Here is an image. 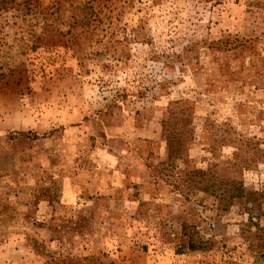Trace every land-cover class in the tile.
<instances>
[{
	"label": "rangeland",
	"instance_id": "374dc122",
	"mask_svg": "<svg viewBox=\"0 0 264 264\" xmlns=\"http://www.w3.org/2000/svg\"><path fill=\"white\" fill-rule=\"evenodd\" d=\"M0 72V264H264V0H0Z\"/></svg>",
	"mask_w": 264,
	"mask_h": 264
},
{
	"label": "trees",
	"instance_id": "16d2710c",
	"mask_svg": "<svg viewBox=\"0 0 264 264\" xmlns=\"http://www.w3.org/2000/svg\"><path fill=\"white\" fill-rule=\"evenodd\" d=\"M7 76L3 72H0V80L5 79ZM185 107L184 102H175L171 104L168 111L167 120L162 123V131L164 140L166 142L167 152L169 158L179 159L185 154V139L187 137V130L185 125L181 124L183 116H185ZM235 185V184H234ZM235 194L230 196V199L241 198L243 196V190L241 186L234 188ZM187 248L190 250L197 249L195 241L189 239L187 243Z\"/></svg>",
	"mask_w": 264,
	"mask_h": 264
}]
</instances>
